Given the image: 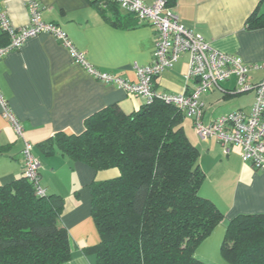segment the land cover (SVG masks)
<instances>
[{
  "label": "crops",
  "instance_id": "obj_1",
  "mask_svg": "<svg viewBox=\"0 0 264 264\" xmlns=\"http://www.w3.org/2000/svg\"><path fill=\"white\" fill-rule=\"evenodd\" d=\"M15 27L29 23L24 0H0ZM42 17L62 27L75 46L102 71L136 80L135 65H149L155 51V28L139 24L133 15L108 0H39ZM152 4L156 0H143ZM113 6V7H112ZM174 11L182 23L201 35L216 49L240 56L247 64L263 68L250 72L252 82L264 78V27L250 29L246 21L254 12H264V0H174ZM0 33V45L7 37ZM190 56L183 54L173 68L155 81L158 91L181 93L196 83L186 84ZM235 78L202 95L204 122L237 109L238 100L229 91ZM0 87L25 128V137L34 145L41 163V185L47 192L64 198L62 221L69 231L72 257L62 264H96V255L87 249L100 242L91 214L90 185L118 176L116 168L95 171L74 161L57 148L47 154L39 144L62 132L80 133L85 119L110 105L125 113L140 110L144 100L124 89L98 81L74 62L69 50L50 33L29 39L0 60ZM241 94V93H240ZM184 128L199 149V165L206 178L200 194L212 200L224 213L223 221L198 246L196 256L210 264H229L221 254L227 223L239 214H264V170H256L241 158V149L226 151L216 139H201L187 116ZM23 140L18 138L0 107V184L23 175Z\"/></svg>",
  "mask_w": 264,
  "mask_h": 264
},
{
  "label": "trees",
  "instance_id": "obj_2",
  "mask_svg": "<svg viewBox=\"0 0 264 264\" xmlns=\"http://www.w3.org/2000/svg\"><path fill=\"white\" fill-rule=\"evenodd\" d=\"M246 24L264 27V12L254 11ZM186 117L161 99L132 113L110 105L89 115L82 132H59L39 144L47 154L57 148L95 171H119L90 185L100 242L87 250L96 264H210L196 250L225 215L200 194L206 175L185 131ZM63 206L58 194H37L24 173L0 184V264L68 261L73 243ZM221 254L229 264H264V214L231 219Z\"/></svg>",
  "mask_w": 264,
  "mask_h": 264
},
{
  "label": "built area",
  "instance_id": "obj_3",
  "mask_svg": "<svg viewBox=\"0 0 264 264\" xmlns=\"http://www.w3.org/2000/svg\"><path fill=\"white\" fill-rule=\"evenodd\" d=\"M24 1L30 20L23 27L12 24L3 2L0 1V33L7 37V42L0 45V60L12 50L21 48L29 39L42 33H50L69 50L74 62L98 81L114 84L127 93L142 98L144 105H150L156 99L175 105L193 118L194 130L201 139L214 138L226 151L231 145L238 146L244 163L250 164L256 170H264V78L255 83L250 78L251 71L259 70L263 66L247 64L240 56L213 47L201 35L182 23L174 11L172 0H156L152 4L143 0H110L126 13L133 15L139 24L155 28L153 61L149 65H135L136 80L98 69L88 60L85 52L75 46L62 27L43 19L39 0ZM185 53L190 56L186 84L194 81V88H185L181 93L158 91L154 84L155 79L164 71L173 68ZM231 78H235L236 83L229 92L240 94L253 91L252 106L248 110L240 108L222 114L206 124L203 120L202 95L214 89L223 90L222 84ZM0 107L2 116L9 122L17 137L23 140V173L35 184L37 194L44 195L46 189L41 185V163L34 153V145L26 139L24 125L1 87Z\"/></svg>",
  "mask_w": 264,
  "mask_h": 264
},
{
  "label": "rangeland",
  "instance_id": "obj_4",
  "mask_svg": "<svg viewBox=\"0 0 264 264\" xmlns=\"http://www.w3.org/2000/svg\"><path fill=\"white\" fill-rule=\"evenodd\" d=\"M236 101L238 100L239 107L246 108V106L250 105V103L253 100L254 92L249 91L245 93L238 94L236 96H233Z\"/></svg>",
  "mask_w": 264,
  "mask_h": 264
}]
</instances>
